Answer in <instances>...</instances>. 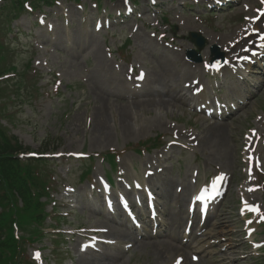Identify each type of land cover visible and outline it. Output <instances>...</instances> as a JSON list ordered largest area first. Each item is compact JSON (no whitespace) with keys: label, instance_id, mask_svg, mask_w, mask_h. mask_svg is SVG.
Listing matches in <instances>:
<instances>
[{"label":"rangeland","instance_id":"374dc122","mask_svg":"<svg viewBox=\"0 0 264 264\" xmlns=\"http://www.w3.org/2000/svg\"><path fill=\"white\" fill-rule=\"evenodd\" d=\"M90 1L82 0L81 2L79 0V2L85 3L87 8H89ZM112 1L113 3H110ZM162 1V9H164V12H169L170 20H174L173 23H175L173 25L175 28L173 32L178 36L176 44L182 43L184 48H190L192 46L188 39V33L191 30L206 32L202 35L209 41H207L208 43L203 52H206L212 43L220 44V39L227 41L229 35L236 30L237 25L235 23L238 22L237 9H232L228 14L220 13L215 23L212 25L208 24V27H202L198 21L188 17L187 10L180 6L182 3L180 2L181 0ZM60 2L64 3V10L60 9L61 6L58 5ZM68 2V0H59L52 8L45 6L40 8L41 11L47 13L46 21L52 23L53 26L52 32H48V34L46 33V26H39L33 27L35 33H39L38 36H34L31 30L34 17L27 13L22 15L18 20L10 23L8 30L3 33L7 34V37L5 35L2 40L7 38L8 52L5 56L0 52V57L4 56V67L7 70L5 75L0 78V87L2 88L0 91V94L2 93L0 102H3L2 110L4 112L1 123L6 127L8 135L15 136L23 146H28L30 151L41 152L40 148L43 144H47L51 148L48 150V153L82 150L92 155L99 152L104 154L113 148L121 150L125 147L128 150L136 142L154 136L155 131H161L162 128L157 127L158 122L162 124L176 118H179L183 122L191 120V116L179 107L158 110L154 106H147L145 108L139 106L131 109L130 125L127 133H125L120 123L119 113L115 109L112 110L111 107L106 112L109 136L104 138L102 136L103 134L93 133L92 127L94 124L89 119L91 118L93 107L98 104L99 95L102 94L90 87V78L94 76L98 80L101 79L100 55L107 60L103 45L107 44L113 48L117 47L120 42L128 38V32L130 30L126 25H120L109 30L117 34L116 37H111V33H108L106 36L103 32L93 35L89 20L91 13L88 15L87 23L82 24L78 9L71 7ZM116 3L118 6H121V0H101V4L104 5L103 7L110 8ZM141 3H143L140 7L144 10V17L149 18L152 14L147 11V0H141ZM179 9H182L183 12V17H181L185 21L183 25H179V21L176 18ZM50 12H54L53 19L48 14ZM91 12L94 13L95 11L91 10ZM62 13L69 14V30L63 27L61 17H58ZM188 22H190V25H188ZM120 31H123V34L119 36L118 33ZM149 32L150 29L147 30L144 25H141V28L131 36V41L125 49H127L129 57L144 61L148 73V86L157 89L158 94L165 95V93L171 91H167L169 84L175 82L177 79L175 73L182 74L187 68H190V65L183 59L182 51L175 52L159 47V45H156L155 39L149 36ZM15 33L18 34L16 39ZM91 36L94 37L99 47L100 55L95 56V48L92 51L87 49L85 40H87L86 42H90L88 39ZM48 37H51V39L48 40ZM218 39L219 41H217ZM103 41L104 44L102 45ZM29 58L31 62L28 66ZM109 62L107 63L111 69ZM108 66L105 67L107 68ZM113 74L117 76V74ZM182 77L185 80L190 76L185 75ZM107 78L113 79L110 72H107V76H104L102 80L106 81ZM58 79L62 80L61 83H59ZM183 80L179 82L182 83ZM167 82L169 83L166 85ZM56 85H59L57 91L55 90ZM110 88L108 87V89ZM260 97H262L261 100ZM108 99L112 106L124 104L121 99L114 96H109ZM263 101L264 91L238 114L242 119L245 118V121L239 125L240 127L233 130L232 137L238 140L230 141L231 147L235 145V159L233 162L235 177H239L238 150L241 143L240 134L249 122L252 125L251 116L258 111ZM161 126L163 127V125ZM130 128L131 132L129 134ZM261 129L264 135V124L261 126ZM199 130L201 131L202 127L199 126ZM52 147L54 148L52 149ZM179 152V149L173 148L171 154L175 156ZM197 152L204 162L209 159L213 161V164L227 167L218 151L215 152L209 147L207 150H202L201 144H199ZM210 154L212 155L209 156ZM126 155L131 158L137 170L143 167L140 159L137 161L139 156L130 151ZM100 159L101 157H97L92 160L93 174L92 171L91 174L93 178L97 173L98 175L101 174L103 169L108 171L110 168L107 162H101ZM49 160L48 165L40 167L41 171H47V178L41 177V179H47L51 193V196L48 195L42 199V201H46L45 211L48 214L50 212L52 216H57V212L68 213L71 211L65 218L61 219L62 224L60 225L67 226L61 227L59 230H67V227L80 228L84 226L104 225L105 219L98 216L101 212V205L99 204L95 210L89 208L91 206L90 202L96 201L95 203H99V200L95 199L97 190H94L93 198L90 199L91 188L89 184L85 181H80L78 178V174L83 167L81 163L83 162L67 160L66 158H49ZM70 165L72 172L67 173ZM173 165V170L176 172L177 164L173 162ZM228 166H230L229 163ZM186 171L187 168L184 166L182 174ZM67 183H74L76 185V191L71 195L73 198L76 197L80 203L70 202V204L73 205L74 203L78 205L77 209L61 206L57 200L65 198L66 194L69 193L63 191ZM232 188L234 191V185ZM52 195L55 197L54 199ZM93 199L95 200L91 201ZM52 206H55L54 213H52ZM235 207V195H230L227 199L223 222H220L221 225L225 224V230L226 228H229L231 231L238 229L237 221L234 223L231 217V212ZM53 223L54 219L51 220L49 217L44 222L45 226L48 224L54 225L55 223ZM46 231H51V233L56 232L51 228L46 229ZM261 233L264 234V231ZM22 234L26 236L27 232L24 230L23 233L20 230L18 235L21 236ZM60 236H57L55 242L52 241L54 240L52 237L44 236L39 240V243L31 246H28L24 241L26 254L29 256L34 248H43L44 264H54L56 259L61 264H80V256L77 252L76 243L78 239L76 237L77 235L67 236L70 239L66 240V242H64L65 239H60ZM110 236L114 235L111 234ZM262 238H264V235L258 236V239ZM127 239L118 237V240L121 242H125ZM61 242L64 244L61 252L52 251L57 246L56 244L60 247ZM132 249H135L133 255H131V252L124 254L122 264H169L167 260L171 259L172 256V253L168 256L165 253V257L158 260L155 259L153 251L151 250L149 251L148 249L135 246ZM110 252H113L111 254L114 256H118L119 254L118 248H113ZM233 257H235V254L232 256L227 253L222 257L221 261L218 263L214 262L213 264L247 263L243 259L229 262ZM251 263L252 261H250Z\"/></svg>","mask_w":264,"mask_h":264},{"label":"bare ground","instance_id":"6f19581e","mask_svg":"<svg viewBox=\"0 0 264 264\" xmlns=\"http://www.w3.org/2000/svg\"><path fill=\"white\" fill-rule=\"evenodd\" d=\"M99 54V52H96V56ZM103 62V60H102ZM101 71L106 75L107 71L105 69V67L103 66ZM184 74H188V71H186ZM181 78V74H179ZM102 81V80H101ZM100 80H98L96 77L94 78V80H92V88H94L96 91H99L102 95L105 93L106 95H111L107 94L104 90L103 87L107 85L106 82H101ZM116 84L114 85V87H121L122 84H125V82L122 79H115ZM181 90H184L183 88ZM179 90L176 89L175 93H177ZM151 93V92H150ZM99 95V97L101 98V100L103 99V96ZM149 95V93H148ZM178 96L176 95H166L165 98H163L161 95H155L153 96L152 99H145L142 100L140 102H131L132 104H123L120 105L119 108L117 109V113H119L120 115V123L121 126L123 128V131L125 133H127L128 127L130 125V121H131V110L133 108H137L139 106L142 107H146V106H155L156 108L160 109L163 108L165 106V108L170 105L171 103L173 104H179V105H185L186 101L184 98L180 99L177 98ZM182 102V103H181ZM110 107L104 103V102H100V104L96 105L93 107V111L91 113V122L93 121V127H92V132L95 134H103L102 136L108 137L109 136V127L107 126V122H106V112ZM228 132V129L226 128V126H215V127H209L204 131L203 136L201 137V141L203 143V145H208L211 144L213 145L216 149L225 151L226 150V134ZM188 187V186H186ZM169 189H167L166 193L170 192L168 191ZM181 219V217H180ZM155 247V248H154ZM151 248H154V251L156 252L157 258H161L162 254L165 252V248L161 249L158 248L156 246V244L151 245ZM172 250V248H171ZM114 259V257H110L109 260ZM81 263L84 264H96V260H90L89 262H85L82 261ZM98 263L100 264H105L104 262H102L101 260H98ZM106 264H122L121 262L119 263H113V262H108Z\"/></svg>","mask_w":264,"mask_h":264},{"label":"trees","instance_id":"16d2710c","mask_svg":"<svg viewBox=\"0 0 264 264\" xmlns=\"http://www.w3.org/2000/svg\"><path fill=\"white\" fill-rule=\"evenodd\" d=\"M19 149L21 148L9 145L7 139L0 137V178L3 184L2 190L6 192L4 195L5 199L9 202L14 201L13 192L17 191L20 196L24 197L25 209L27 210L35 206L32 204V196L29 189L24 184L17 185L15 181V178H17L16 171L20 172L23 167L17 159L12 158Z\"/></svg>","mask_w":264,"mask_h":264},{"label":"snow or ice","instance_id":"6c2138e0","mask_svg":"<svg viewBox=\"0 0 264 264\" xmlns=\"http://www.w3.org/2000/svg\"><path fill=\"white\" fill-rule=\"evenodd\" d=\"M213 67H216V65H213ZM139 78L142 79L143 78V74ZM178 264H179V262H178Z\"/></svg>","mask_w":264,"mask_h":264}]
</instances>
